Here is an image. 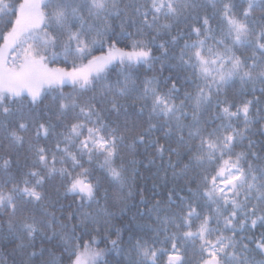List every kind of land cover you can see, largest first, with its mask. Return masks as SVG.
Listing matches in <instances>:
<instances>
[{
    "label": "snow or ice",
    "instance_id": "obj_1",
    "mask_svg": "<svg viewBox=\"0 0 264 264\" xmlns=\"http://www.w3.org/2000/svg\"><path fill=\"white\" fill-rule=\"evenodd\" d=\"M0 242L264 264V0H0Z\"/></svg>",
    "mask_w": 264,
    "mask_h": 264
},
{
    "label": "trees",
    "instance_id": "obj_2",
    "mask_svg": "<svg viewBox=\"0 0 264 264\" xmlns=\"http://www.w3.org/2000/svg\"><path fill=\"white\" fill-rule=\"evenodd\" d=\"M118 23V22H117ZM99 54V53H97ZM159 69V65H157V70ZM145 75L147 76V78H150L153 73L152 72H147L146 74L142 72V75H141V79H144L145 78ZM164 75L167 76L168 75V72L165 71L164 72ZM239 83L237 82L236 83V86H235V89L234 91L238 92L239 91ZM259 85H257V94H259L258 92V89H259ZM66 91L69 90L68 88L65 89ZM246 98H251V95L249 94ZM140 151H143V149H140ZM140 159H143V157H138ZM152 171H155V169H152ZM139 173L140 175L137 177L136 179V184L138 186H140L141 188H147V189H151V185H152V181L150 179V176H151V172L148 171L147 169L141 167L139 169ZM99 174V171L98 173ZM105 190H107V193L109 196L112 195V193L115 191V187L109 183V182H105L101 188V192H100V195H99V199H100V202H101V205L104 204V199H103V196L105 194ZM146 196H150V192H146L145 193ZM139 201V197L136 198V201L135 202H138ZM65 203H71V198H69L68 200L65 201ZM133 203L132 201H130V204ZM115 210V209H113ZM133 211H135V209H133ZM131 215V213H129V216ZM117 226H120V222L117 221ZM260 231V229H257V233ZM128 238V233L125 232L124 234V239L127 240ZM99 247L100 248H105V247H110V245H106L105 243H100L99 244ZM9 252H10V249L8 248H5L4 247V244L2 242H0V259H3L5 260L6 264H10V258H9ZM118 259H122V257H117L115 253H106L105 257L103 258V261L101 262V264H103L104 261H106V264H116V261Z\"/></svg>",
    "mask_w": 264,
    "mask_h": 264
}]
</instances>
